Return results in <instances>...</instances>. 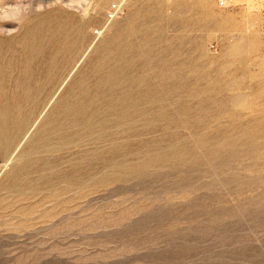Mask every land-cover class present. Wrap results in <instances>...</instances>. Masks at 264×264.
Returning <instances> with one entry per match:
<instances>
[{
	"label": "rangeland",
	"instance_id": "obj_1",
	"mask_svg": "<svg viewBox=\"0 0 264 264\" xmlns=\"http://www.w3.org/2000/svg\"><path fill=\"white\" fill-rule=\"evenodd\" d=\"M0 13V264H264V0ZM75 95L105 133L35 151Z\"/></svg>",
	"mask_w": 264,
	"mask_h": 264
},
{
	"label": "water",
	"instance_id": "obj_2",
	"mask_svg": "<svg viewBox=\"0 0 264 264\" xmlns=\"http://www.w3.org/2000/svg\"><path fill=\"white\" fill-rule=\"evenodd\" d=\"M81 89V87H80ZM93 99L90 98V100L88 101V99H82L79 95H75L74 97H72L71 101L67 102L65 104L64 108V112H65V116L67 115V117H65L64 121L62 122H58L57 123V127H59L58 131L62 132V126H67L69 129H72L70 131L69 134V139H65L64 137H58L57 142H53L51 145L50 139H46L43 138L41 140L38 141V145L37 148L35 149V151H37L38 149H40L41 151H44L46 153H50L52 154L53 151H59L60 146L66 145V144H72L75 145L76 140L77 139V134L79 135H89L91 137L93 136H99L105 133V129L101 128L99 130V132L96 131V128H100L101 125H103V123L105 122L103 120V117L106 116L104 114H106V111H100V107H102L101 103H97V105H95V103L92 102ZM84 104L86 106L85 109H83L82 107H80L79 105ZM76 105V110H72L74 107L73 106ZM75 111H80L82 112V117L81 119H76L73 117V115L71 114L72 112ZM108 113V112H107ZM109 114V113H108ZM68 121H67V120ZM30 120V118L28 119V121ZM119 120V118H115L113 120L114 124V128L118 129V127L115 125L117 123V121ZM53 127H55V124H53L52 126L49 127V129L51 130ZM36 135V134H35ZM13 143V142H11ZM59 144V146H58ZM22 155V154H21ZM10 191H13L12 187L10 189Z\"/></svg>",
	"mask_w": 264,
	"mask_h": 264
},
{
	"label": "bare ground",
	"instance_id": "obj_3",
	"mask_svg": "<svg viewBox=\"0 0 264 264\" xmlns=\"http://www.w3.org/2000/svg\"><path fill=\"white\" fill-rule=\"evenodd\" d=\"M3 6H4V5H3ZM7 6H8V4H7ZM2 8H3V7H2ZM19 9H20V8H19ZM19 9H17V10H19ZM11 10H12V9H11ZM6 11H7V10H6ZM8 11H9V9H8ZM8 11H7V13H8ZM11 12H12V11H11ZM13 12H15V11H13ZM20 12H21V11H20ZM15 13H16V12H15ZM0 14H1V13H0ZM13 14H14V13H13ZM16 14H17V13H16ZM8 15H10V14H8ZM10 16H11V15H10ZM15 16H16V15H14V17H15ZM3 17H4V16H2V19H1V17H0V21H4L5 17H7V16H5L4 18H3ZM6 24H7V23H6ZM66 25H67V24H66ZM1 28H2V27H1ZM56 28H57V27H56ZM56 30H57V29H56ZM38 31L40 32V30H38ZM33 32H34V30H33ZM60 32H61V31H60ZM63 32H64V31H63ZM37 33H38V32H37ZM31 35H33V34H31ZM34 35H36V34H34ZM36 36H37V35H36ZM33 37H34V36H33ZM20 40H21V39H20ZM2 41H3V40H2ZM24 42H25V41H24ZM1 43H2V42H1ZM4 43H5V42H4ZM24 44H25V43H24ZM35 44H36V43H35ZM36 46H38V45H36ZM30 48H31V47H30ZM1 49H2V48H1ZM8 50H9V49H8ZM8 50H7V52H9ZM13 51H14V50H13ZM42 51H43V50H42ZM3 53H4V52H3ZM20 53H21V52H20ZM0 54H1V53H0ZM24 54H25V53H24ZM5 55H6V54H5ZM29 55H31V54H29ZM11 56H12V55H11ZM15 56H16V55H15ZM5 57H6V56H5ZM7 57H8V55H7ZM7 57H6V58H7ZM25 57H26V56H25ZM25 57H24V58H25ZM28 57L30 58V56H28ZM31 57H32V56H31ZM6 58H4V59H6ZM15 58H16V57H15ZM4 59H3V60H4ZM22 59H23V58H22ZM37 59H38V58H37ZM0 60H1V61H0V71H1V72H2V70H4L3 67H5L6 69H8V67H9L8 65H11V64H12V62H11V64L8 63V62H7L8 60H7L6 62L2 61V57H1V56H0ZM13 60H15V59L13 58ZM13 60H12V61H13ZM23 60H24V59H23ZM30 60H31V58H30ZM33 60H34V59H33ZM33 60H32V61H33ZM19 61H22V60H19ZM25 61H26V60H25ZM33 62H34V61H33ZM22 63H23V62H22ZM29 63H30V62H29ZM34 63H35V62H34ZM23 64H24V63H23ZM25 64H26V62H25ZM30 64H31V63H30ZM15 65H16V64H15ZM19 65H20V63H19ZM21 65H22V64H21ZM41 65H42V64H41ZM12 66H14V65H12ZM17 66H18V65H17ZM31 66L33 67L34 65L32 64ZM31 66H30V67H31ZM20 67H22V66H20ZM20 67L18 66L19 71H20V69H21ZM26 67H28V66H26ZM15 68H16V67H15ZM1 69H2V70H1ZM23 69H24V66H23ZM29 69H32V68H29ZM33 69H34V68H33ZM9 70H10V69H9ZM12 70L14 71V67H13ZM17 70H18V69H17ZM17 70H15V71H17ZM37 70H38V69H37ZM5 71H6V70H5ZM15 71H14L13 73H15ZM22 71H23V70H22ZM32 71H33V70H32ZM6 72H7V71H6ZM11 73H12V72H11ZM21 73H22V72H21ZM19 74H20V73H19ZM27 74H28V73H27ZM109 74H110V73H109ZM5 75H6V74H5ZM7 75H8V74H7ZM10 75H11V74H10ZM15 75H16V73H15ZM17 75H18V74H17ZM17 75H16V76H17ZM20 75H21V74H20ZM0 77H1V76H0ZM3 77H4V75H3ZM10 77H12V76H10ZM12 78H13V77H12ZM5 79H6V77H5ZM8 79H9V76H8ZM14 79H16L15 76H14V78H13V81H14ZM20 79H21V78H20ZM2 80H4V79H2ZM17 80H18V79H17ZM21 80H22V79H21ZM11 81H12V80H10V82H11ZM13 81H12V83H13ZM17 82H18V81H17ZM20 82H21V81H20ZM24 82H25V81H24ZM1 83H2V82H1ZM18 83H19V82H18ZM22 83H23V82H22ZM22 83H21V84H22ZM2 84H3V83H2ZM4 84H5V83H4ZM7 84H8V83H7ZM9 84H10V83H9ZM0 85H1V84H0ZM10 85H11V84H10ZM10 85H9V86H10ZM14 85H15V84H14ZM18 85H19V84H18ZM18 85H17V86H18ZM25 85H27V84H25ZM2 86H3V85H2ZM29 86H30V85H29ZM29 86H28V87H29ZM32 86H33V84H32ZM32 86H30L29 88L31 89ZM15 87H16V86H15ZM19 87H20V86H19ZM19 87H18V88H19ZM28 87H27V89H29ZM37 87H38V86H37ZM4 88H5V87H4ZM11 88H12V87H11ZM11 88H10V90H13V89H11ZM18 88H17V89H18ZM22 88H24V87H22ZM25 88H26V87H25ZM25 88H24V89H25ZM0 89L2 90V88H0ZM36 89H37V88H36ZM8 90H9V89H8ZM18 90H19V89H18ZM25 90H26V89H25ZM31 90H35V87H34V89L32 88ZM3 91H4V89H3ZM5 91H6V90H5ZM28 91H29V90H28ZM1 92H2V91H1ZM10 92H11V91H10ZM12 92H13V91H12ZM16 92H17V91H16ZM29 92H30V91H29ZM29 92H28V93H29ZM34 92H35V91H34ZM34 92H32V93H34ZM4 93H7V92H4ZM4 93H3V94H4ZM17 93H18V92H17ZM32 93L30 92L31 95H32ZM3 94L0 93V96L3 95ZM7 94H8V93H7ZM10 94H11V93H10ZM22 94H24V92H23ZM26 94H27V93H26ZM12 95H13V94H12ZM17 95H18V94H17ZM5 96H6V95H5ZM5 96H4V98H6ZM18 96H19V95H18ZM18 96L15 95L16 99H17ZM27 96H28V95H27ZM32 96H33V95H32ZM7 97H8V96H7ZM12 97H13V96H12ZM24 97L26 98V96H24ZM24 97H23V98H24ZM28 97H29V96H28ZM8 98H10V97H8ZM19 98H21V97H18V99H19ZM25 98H24V99H25ZM30 98H31V97H30ZM1 99H2V98H1ZM11 99H12V98H11ZM11 99H10V100H11ZM14 99H15V98H14ZM28 99H29V98H28ZM28 99H27V100H28ZM32 99H33V98H32ZM10 100L8 99L7 101H10ZM12 101H13V100H12ZM21 101H22V100H21ZM15 102H16V101H15ZM4 103H5V102H4ZM7 103H8V102H7ZM9 103L11 104V101H10ZM12 103H13V102H12ZM17 104H18V102H17ZM6 106H7V105H6ZM6 106H5V108L7 109ZM12 106H14V105L12 104ZM0 107H4V105H3V106H0ZM123 110H124V109H123ZM7 111H8V109H7ZM7 111H6V112H7ZM9 111H10V110H9ZM4 113H5V111H4ZM8 113H9V112H8ZM11 113H12V112H11ZM8 115H11V114H8ZM5 116H6V115H5ZM162 116H163V115H162ZM3 117H4V116H3ZM9 117H10V116H9ZM7 118H8V117H7ZM12 118H13V117H12ZM8 119H9V118H8ZM5 147H6V146H5ZM7 147H8V146H7Z\"/></svg>",
	"mask_w": 264,
	"mask_h": 264
}]
</instances>
